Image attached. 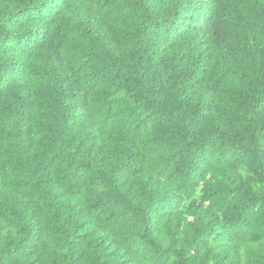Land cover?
<instances>
[{
  "label": "trees",
  "instance_id": "16d2710c",
  "mask_svg": "<svg viewBox=\"0 0 264 264\" xmlns=\"http://www.w3.org/2000/svg\"><path fill=\"white\" fill-rule=\"evenodd\" d=\"M0 264H264V0H0Z\"/></svg>",
  "mask_w": 264,
  "mask_h": 264
}]
</instances>
